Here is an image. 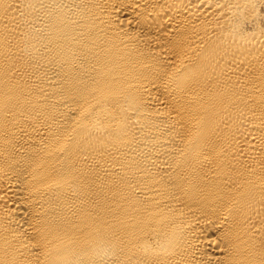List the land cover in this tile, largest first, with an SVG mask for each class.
Masks as SVG:
<instances>
[{
    "label": "bare ground",
    "instance_id": "1",
    "mask_svg": "<svg viewBox=\"0 0 264 264\" xmlns=\"http://www.w3.org/2000/svg\"><path fill=\"white\" fill-rule=\"evenodd\" d=\"M0 264H264V0H0Z\"/></svg>",
    "mask_w": 264,
    "mask_h": 264
}]
</instances>
